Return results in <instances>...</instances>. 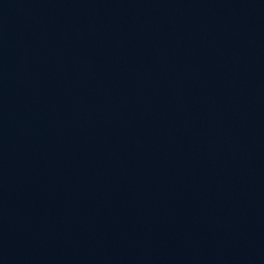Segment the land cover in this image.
<instances>
[{
	"label": "water",
	"instance_id": "95a60500",
	"mask_svg": "<svg viewBox=\"0 0 264 264\" xmlns=\"http://www.w3.org/2000/svg\"><path fill=\"white\" fill-rule=\"evenodd\" d=\"M0 264H264V0H0Z\"/></svg>",
	"mask_w": 264,
	"mask_h": 264
}]
</instances>
